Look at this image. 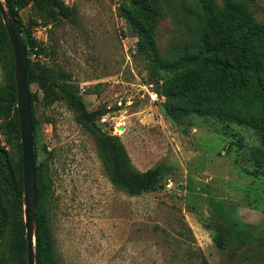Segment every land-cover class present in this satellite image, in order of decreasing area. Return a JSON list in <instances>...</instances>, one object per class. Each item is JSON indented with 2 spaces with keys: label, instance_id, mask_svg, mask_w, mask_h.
<instances>
[{
  "label": "rangeland",
  "instance_id": "1",
  "mask_svg": "<svg viewBox=\"0 0 264 264\" xmlns=\"http://www.w3.org/2000/svg\"><path fill=\"white\" fill-rule=\"evenodd\" d=\"M239 1L264 23V0ZM64 2L68 19L43 17L32 3L18 12L36 40L31 58L38 72L68 76L60 82L88 111L107 110L96 126L115 137L132 171L163 165L170 174L150 194L119 188L102 133L81 124L67 101L47 99L49 83L32 84L39 98L35 152L47 170L44 211L58 264H201L202 256L209 264H264V150L256 131L198 116L178 125L166 115L158 77L121 14L137 0ZM162 10L156 34L162 55L192 51L193 0H163ZM1 57L0 86L9 82ZM5 122L0 140L18 170L21 138L3 134Z\"/></svg>",
  "mask_w": 264,
  "mask_h": 264
},
{
  "label": "trees",
  "instance_id": "2",
  "mask_svg": "<svg viewBox=\"0 0 264 264\" xmlns=\"http://www.w3.org/2000/svg\"><path fill=\"white\" fill-rule=\"evenodd\" d=\"M13 13L23 33L27 52L28 86L34 83H49L46 98L53 94L61 98L79 114V121L91 132L101 134L100 143L110 156L112 179L119 187L133 196L150 194L162 186L170 174L163 165L145 172L132 171L126 152L116 143L115 137L93 127L97 118L107 110L88 111L84 102L62 82L69 77L57 79L55 75L44 76L37 62L31 58L36 40L23 28L18 12L29 4L43 17L49 12L53 18H70V10L64 0H4ZM137 4H124L122 17L138 35L137 52L150 60L155 77H158L160 95L165 97L166 115L176 124L182 125L193 116L212 118L249 127L256 131L260 146L264 150V23L258 22L254 14L239 0H226L222 5L216 0H193L194 21L197 24L196 42L192 51L175 59L162 55L156 38L159 20L163 17V0H137ZM35 21V20H33ZM25 33V35H24ZM0 53L9 82L0 86V119L3 134H11L19 141L20 126L17 110V89L14 79V57L12 46L0 15ZM33 124L35 129L34 103L39 99L30 92ZM96 125V123H95ZM35 138V135H34ZM20 161L16 170L8 151L0 140V264H28L23 221V174L21 145L18 142ZM37 187L36 213V264H58L53 238L48 228L44 211V191L47 170L35 152ZM12 225V244L7 245V231ZM201 264H209L202 256Z\"/></svg>",
  "mask_w": 264,
  "mask_h": 264
},
{
  "label": "water",
  "instance_id": "3",
  "mask_svg": "<svg viewBox=\"0 0 264 264\" xmlns=\"http://www.w3.org/2000/svg\"><path fill=\"white\" fill-rule=\"evenodd\" d=\"M0 15L8 34L14 57V79L17 89V110L22 148L23 204L26 230L27 263L36 264V210L37 183L35 173V138L32 115V102L28 86L27 52L22 31L15 16L0 0ZM93 127L97 128L95 123ZM123 131V128H119Z\"/></svg>",
  "mask_w": 264,
  "mask_h": 264
},
{
  "label": "built area",
  "instance_id": "4",
  "mask_svg": "<svg viewBox=\"0 0 264 264\" xmlns=\"http://www.w3.org/2000/svg\"><path fill=\"white\" fill-rule=\"evenodd\" d=\"M169 183H171V182L169 181Z\"/></svg>",
  "mask_w": 264,
  "mask_h": 264
}]
</instances>
